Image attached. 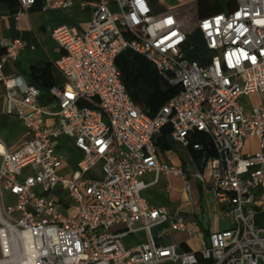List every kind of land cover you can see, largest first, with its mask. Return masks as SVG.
I'll return each mask as SVG.
<instances>
[{
    "label": "built area",
    "instance_id": "built-area-1",
    "mask_svg": "<svg viewBox=\"0 0 264 264\" xmlns=\"http://www.w3.org/2000/svg\"><path fill=\"white\" fill-rule=\"evenodd\" d=\"M36 1L19 0L15 15ZM44 1V9L72 4ZM80 5L92 14L84 31L71 25L51 31L61 50L52 64L62 84L47 90L56 99L55 126L45 123L37 103L42 89L2 72L22 42L0 41L7 111L27 129L15 151L8 152L0 141V264H199L200 258L212 264H264V221L257 223L264 215V101L251 110L242 104L243 96L264 95V0H235L229 13L198 20L211 53L204 63L185 58L188 34L171 12L154 14L147 0H83ZM127 48L181 86L154 117L131 100L121 80L115 61ZM167 124L170 139L184 149L193 132L208 135L215 150L207 160L212 191L219 210L233 217L232 226L212 232L198 254L156 243L152 226L168 222L171 231L184 232L185 219L170 218L140 196L146 172L185 176L182 168L157 159L154 137ZM60 134L73 138L83 153L77 171L67 177L59 174L64 156L53 141ZM249 137L257 139L252 153L243 151ZM98 164L101 179L83 178ZM194 177L204 181L198 168ZM55 190L68 192L75 215L62 211L60 199L43 194ZM5 193L12 204H3ZM135 223L149 238L126 249L122 238L135 232ZM119 225L124 228L115 231Z\"/></svg>",
    "mask_w": 264,
    "mask_h": 264
},
{
    "label": "crops",
    "instance_id": "crops-1",
    "mask_svg": "<svg viewBox=\"0 0 264 264\" xmlns=\"http://www.w3.org/2000/svg\"><path fill=\"white\" fill-rule=\"evenodd\" d=\"M83 0H72V4L65 8L44 9V0H37L36 3L27 11L19 16L12 14L9 8L0 4V41L15 40L22 42V48L16 59L7 60L2 64L4 75H14L19 77L26 84L32 83L31 68L33 66H44L57 60L61 55V50L57 42L52 38L51 31L60 25H71L78 31H84L90 24L92 14L90 8H82L80 3ZM154 14L171 12L184 28L185 18L194 13L198 22L196 6L197 0H147ZM219 7L218 13H229L235 7V0H212ZM115 9L114 7H112ZM217 14V13H216ZM197 28V25H196ZM54 76L59 82H62L61 76L53 68ZM61 79V81H60ZM35 85V84H34ZM39 87V86H38ZM37 103L43 109L42 117L49 126H55L56 116L53 112L56 109V99L52 97L47 89L41 88ZM6 88L0 83V141L8 152L15 151L21 144L26 134V125L21 118L13 111H7ZM17 96L21 97V92L17 90ZM264 101V95L251 93L242 97V104L246 110L254 108L258 101ZM55 149L64 156V163L59 169L62 176H70L78 169V163L83 158V153L76 147L73 138L60 134L53 139ZM257 150V139L249 137L244 141V152H255ZM157 159L160 163L180 167L184 170L185 176L173 174L156 175L154 172H146L140 180L145 187L140 191V196L151 206L164 208L170 218L175 215H182L185 219L187 231H178L181 236L174 243L166 244L162 237L171 231L169 223L164 222L154 225L150 229L152 239L161 245H177L181 251L193 252L198 254L201 250L192 247L190 241L196 233L200 235V241L205 245L209 242V236L212 232L224 230L230 227L216 226L214 229L204 228L198 220L195 207L198 206V213H213L214 216L220 211L212 191V179L210 176V166L205 162L202 169H199L204 177L201 182L194 177L197 169L191 155L187 149L182 148L176 142L171 141L167 149L157 148ZM102 177L100 164L83 174V178L89 180H99ZM186 181L189 188L186 189ZM207 190V191H205ZM45 196L54 194V198L62 202V211L73 216L77 208L71 205L63 197L64 191L55 190L52 193H43ZM206 196V202L203 205V198ZM226 213V212H225ZM190 214L192 216H190ZM194 215V216H193ZM215 220V219H214ZM264 221V215L257 217V223ZM124 227L116 226L115 231H120ZM135 232L125 235L122 238V245L126 249H132L145 243L149 235L142 229L141 223H135ZM177 232V231H176ZM203 244V245H204ZM186 246V249L183 248Z\"/></svg>",
    "mask_w": 264,
    "mask_h": 264
},
{
    "label": "trees",
    "instance_id": "trees-1",
    "mask_svg": "<svg viewBox=\"0 0 264 264\" xmlns=\"http://www.w3.org/2000/svg\"><path fill=\"white\" fill-rule=\"evenodd\" d=\"M0 4L6 5L12 14L20 9L19 0H0ZM218 12L219 7L212 0H197L198 20ZM2 53L3 50L0 48V54ZM184 56L190 62L198 61L200 63H204L210 58L211 53L206 48L202 33L198 28L187 35ZM115 64L131 100L149 117H154L163 105L177 95L181 89L180 85L170 83L168 76L160 74L146 57L131 49L123 50L116 57ZM53 68L50 64L33 66L31 68L32 83L47 90L62 84V82L58 84ZM170 134V125H164L154 137L156 147L159 149L169 148L172 141ZM189 140L187 151L197 168L202 169L205 162L215 156L212 142L208 135L202 132H193ZM195 144H199L200 148H194ZM183 248L186 249V246L183 245ZM199 264H212V261L200 258Z\"/></svg>",
    "mask_w": 264,
    "mask_h": 264
},
{
    "label": "rangeland",
    "instance_id": "rangeland-1",
    "mask_svg": "<svg viewBox=\"0 0 264 264\" xmlns=\"http://www.w3.org/2000/svg\"><path fill=\"white\" fill-rule=\"evenodd\" d=\"M197 25V19L194 13L189 14L186 18H185V22H184V28L188 33H191ZM40 190V188H38ZM207 191V190H205ZM67 191H64L63 197L66 198L67 196ZM48 196L50 197H55L54 194H49ZM206 202V196H204L203 198V205ZM13 203V199L12 197L8 194L5 193L3 194V204L4 205H9ZM205 208V205H204ZM197 208L195 207V211L194 214L196 213V216L198 218V220L202 223V225L204 226V228H211L214 229L216 226H220V227H230L233 224V217L231 214L229 213H225V212H220L214 214L213 213H205L203 215H201V213H198ZM190 216H192L190 214ZM194 216V215H193ZM215 219V220H214ZM202 234V233H201ZM200 233H196L194 235V238L190 241V244L192 245V247L196 248V249H200L202 250L206 245L208 244H204L202 241H200ZM181 234L179 232H168L167 234H165L162 239L166 244L169 243H174L176 240H178V238H180ZM204 244V245H203ZM0 257H1V252H0ZM171 264V263H169Z\"/></svg>",
    "mask_w": 264,
    "mask_h": 264
}]
</instances>
